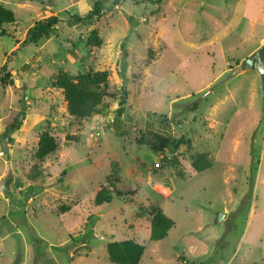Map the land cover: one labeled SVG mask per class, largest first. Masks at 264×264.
<instances>
[{"label": "rangeland", "instance_id": "374dc122", "mask_svg": "<svg viewBox=\"0 0 264 264\" xmlns=\"http://www.w3.org/2000/svg\"><path fill=\"white\" fill-rule=\"evenodd\" d=\"M96 1L0 0L16 15L0 33V264H112L108 244L127 240L145 247L140 264H264V0H107L100 20L66 21ZM52 16L65 20L29 43ZM88 70L107 71L117 98L77 119L55 83ZM45 131L60 148L41 162ZM151 134L184 139L179 170H156L163 155L139 144ZM198 157L212 168L196 172ZM104 185L126 196L96 206ZM154 208L175 222L157 242Z\"/></svg>", "mask_w": 264, "mask_h": 264}, {"label": "trees", "instance_id": "16d2710c", "mask_svg": "<svg viewBox=\"0 0 264 264\" xmlns=\"http://www.w3.org/2000/svg\"><path fill=\"white\" fill-rule=\"evenodd\" d=\"M163 0H158L157 3ZM110 12L107 0H98L95 2L92 11L85 15H69L66 20L77 24L83 22H94L100 20L105 14ZM65 20V19H64ZM58 16H52L38 22L28 34V42L38 46L44 39H49L57 26L64 21ZM16 15L13 10L0 4V33L5 25L14 24ZM87 45L100 48L103 40L96 30L90 34ZM7 67H0V84L5 83L9 74L3 76ZM56 86L61 91L67 113L77 119H90L100 113V107L103 106L106 98L116 99L117 95L109 92V73L107 71L88 70L79 73L77 76H71L67 73H60L56 80ZM128 96L127 86H122L121 96L119 97V106L116 111V120L114 126L117 130L121 128L123 118L126 112V100ZM149 139L146 135L140 138V145H148L151 150L157 154H162L161 164L156 170L174 169L179 170L180 161L176 152L184 143V139L179 141L171 137H162L157 134H151ZM60 148V143L51 132L45 131L41 134L36 157L43 162L49 156L54 155ZM166 152V153H165ZM170 154V156L168 155ZM213 162L207 157H198L193 161V168L196 172L202 173L212 168ZM61 182V181H60ZM37 189L33 188V192ZM129 195V194H128ZM131 195V194H130ZM126 194L115 189L113 186L104 185L98 191L94 203L96 206L110 204L114 197H124ZM175 227V222L170 219L161 209L154 208L151 219V240L161 241L165 239L169 232ZM109 260L112 264H140L145 253V247L133 240L112 242L107 246Z\"/></svg>", "mask_w": 264, "mask_h": 264}, {"label": "water", "instance_id": "95a60500", "mask_svg": "<svg viewBox=\"0 0 264 264\" xmlns=\"http://www.w3.org/2000/svg\"><path fill=\"white\" fill-rule=\"evenodd\" d=\"M255 63L257 64V67L259 71L264 75V46L259 49V51L255 54V57L253 59ZM252 60H247L243 63L242 67H249L251 65ZM242 67H239L237 71H241ZM21 261V254L18 255L17 260L14 262V264H19Z\"/></svg>", "mask_w": 264, "mask_h": 264}]
</instances>
